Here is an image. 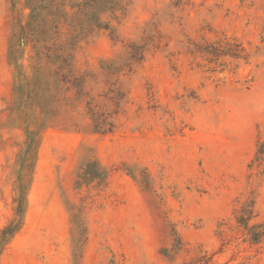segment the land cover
Segmentation results:
<instances>
[{
  "label": "rangeland",
  "instance_id": "1",
  "mask_svg": "<svg viewBox=\"0 0 264 264\" xmlns=\"http://www.w3.org/2000/svg\"><path fill=\"white\" fill-rule=\"evenodd\" d=\"M51 1L0 0V264H264V0Z\"/></svg>",
  "mask_w": 264,
  "mask_h": 264
},
{
  "label": "trees",
  "instance_id": "2",
  "mask_svg": "<svg viewBox=\"0 0 264 264\" xmlns=\"http://www.w3.org/2000/svg\"><path fill=\"white\" fill-rule=\"evenodd\" d=\"M32 5V11L35 13H39L43 9H50V6L52 5V1L49 3L50 0H30ZM101 0H89L86 2V6H89L91 8L97 7L98 4H100ZM113 4L110 9L114 10L117 6H119L116 3L111 2ZM58 14V13H56ZM94 116V125L95 130L98 133H103L107 131H111L113 129V124L108 121V118L105 116L102 118L101 115L97 113H93ZM253 209L250 207L245 208L242 211V215L239 217L238 222L240 226L244 227L247 231V234L250 238V240L255 243L259 244L264 240V222L250 226L249 222L253 218Z\"/></svg>",
  "mask_w": 264,
  "mask_h": 264
}]
</instances>
